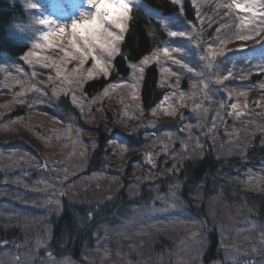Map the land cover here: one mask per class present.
<instances>
[{"label": "trees", "instance_id": "obj_1", "mask_svg": "<svg viewBox=\"0 0 264 264\" xmlns=\"http://www.w3.org/2000/svg\"><path fill=\"white\" fill-rule=\"evenodd\" d=\"M145 1L158 7L165 14L181 12L185 19L193 21L191 22L196 31L201 32L204 22L195 19L199 13V18H205L210 23L209 27L205 26L203 34L206 41L214 39L217 35L224 36L226 33L235 36L239 29L238 26L221 21L227 9L223 8V5L230 4L231 0H196L195 3L193 0H185V11H181V7L173 3V0ZM261 3H264V0H261ZM20 12L18 2L0 0V56L20 58L19 63L30 66L28 60L24 59L27 44L23 42L22 35L13 32L10 26ZM132 15L134 18L121 44V54L113 60L114 66L110 76L83 80L84 86L79 89L85 98L86 93L90 94L89 97L97 102V106L101 100L105 101L101 111L97 106L94 109V115L100 111L101 116L100 118L96 116L97 126L93 128V137L89 140L87 172L104 170L108 174L116 173L117 171L110 166L111 158L113 152L120 146H123L130 156L126 171L120 172L121 177L117 179H110L109 175L100 181L92 180L75 189H67L61 205L49 212L42 222L44 228L41 230L0 221L1 245L9 246L14 243L21 245L26 243V239L31 244L33 239L31 240L28 235L35 233L45 239L48 250L56 257H70L81 264H98L92 257V250L97 243L105 240L110 244L112 259L115 257L116 264H172L174 249L183 237L153 231L149 237L137 236L131 241L125 239L116 241L110 235L116 228L124 226L125 221L122 220L130 216L132 220L135 219L137 214L131 211L133 204L148 206L160 193L174 185L178 186L183 206L198 217L201 223L198 239L195 240L193 237L191 241H185L182 245L186 247L185 244L188 243L194 252L202 249L200 259L203 264H212L213 261L220 260L224 262L225 256L219 244V237L220 235L224 237L223 234L230 231L233 225L248 226L256 223L264 226V184L262 187L253 188L246 186L239 177H235L247 163H258L264 157V126L245 131L241 145L240 141L236 142L237 145L227 144L224 138L211 135L208 127L203 125L200 127L203 128L202 137L204 136L202 144L197 143L195 136L187 137L186 133H180L173 140L176 147H182L184 150L179 152L177 158L179 165L177 164L175 168H159L153 176L155 179H138L139 176H136L134 178L136 183L129 184L130 179L126 177V173L133 168L134 157L131 155L144 144L142 141L144 129L142 124L131 119L127 112L117 111L115 104H112L109 90L107 94L104 90L115 82L116 78L127 77L130 73L129 62H136L150 53L164 35L159 24L153 18L142 14L140 9L135 8ZM261 18L259 14L258 24ZM216 23L221 26L219 33ZM248 45L247 53L243 52L238 62L242 65L244 62H250L251 70H244L242 77H236L235 80L239 84L251 83L245 90L247 94L245 104L250 112L258 115L263 113L260 107L264 105L260 101H264V69L258 66L264 64V32L249 39ZM223 48L225 52L231 49L224 46ZM47 61L39 66L44 67ZM64 65L69 67L70 63L66 62ZM256 68L259 70L256 71ZM1 73L0 69V77ZM158 79L157 63L149 64L141 84L139 107L132 104L134 110L139 109V112L137 111L139 115L150 113L161 98L162 90L159 88ZM36 82L34 85H37ZM225 89L227 94L229 86L225 85ZM63 97L59 108L66 112V117L76 118V107L69 102L68 97ZM229 99H233V95ZM224 115L225 117L221 119L222 126L226 123L228 113ZM86 118L87 116L82 120ZM88 119L94 120L92 117ZM209 120L210 118L205 119L203 124ZM230 122L231 119L227 123ZM85 130L83 129L84 132ZM190 152L192 153L189 158L186 157ZM108 239H111V242H107ZM121 258H124V262Z\"/></svg>", "mask_w": 264, "mask_h": 264}, {"label": "rangeland", "instance_id": "obj_2", "mask_svg": "<svg viewBox=\"0 0 264 264\" xmlns=\"http://www.w3.org/2000/svg\"><path fill=\"white\" fill-rule=\"evenodd\" d=\"M12 1L18 2L21 7V12L15 16L13 24L10 25L11 30L16 31V33H23L34 28L38 19L48 18L52 21L55 20V24L66 25L65 34H67L70 32L71 23L68 18L78 11V7L75 6L74 10L64 15L67 11L60 6L55 9L58 12L61 10L60 13H50L42 18L37 12L38 7L35 8V11L28 7L30 4L38 6L35 0ZM75 2L80 7L85 8L83 13L76 16L75 19H80L83 14L94 11L91 7H87V0H75ZM43 4L45 10L49 9V3L46 0L43 1ZM163 21L167 25L169 33L172 31L187 32L189 30L179 29L173 24L179 23L185 26L176 16L166 18ZM49 30V28L41 29L30 38L32 44L37 42L42 45L40 50L31 51V47L28 46V48L31 52L36 53V56L41 58L43 62L48 60L47 65L49 66L43 73H54L55 86L64 89L65 87L69 88L62 79L64 77L63 61L65 58L64 51L61 50L62 48L65 51L68 50V41L63 37H52L50 38L51 46H48L47 42L40 40L39 37L41 32ZM191 43L192 41L181 42L180 44L163 42L159 52L162 53L163 47L179 48L181 52L178 53V57L173 54L175 58H184L189 53L191 58L194 54ZM181 55L182 57H180ZM18 60L17 58L4 59L3 56H0V69L2 70V77L0 78V221L3 220L7 224L17 223L21 226L41 230L44 228L42 222L47 218L49 212L60 203L64 191L75 189L88 181H100L109 175L110 179L120 178V172L126 171L130 156L126 151L122 152V148H117L116 152L112 154V164L110 165L117 171L116 173L108 174L104 170H98L92 171L89 175L84 174L88 153L85 136L91 137L93 135V128L97 126L96 116L100 118L101 112L99 111L98 114L94 115V111L92 117L94 120H87L89 132L87 131L88 133L80 136L78 134L80 127L73 123V120H69V125L64 119L58 118L63 117V114L56 117V114L53 113L59 111L58 104L51 106L52 110L47 109L43 104L48 96H56L54 84L37 86L34 85L35 78L32 80V75H36L34 70L43 62L37 63L34 59L29 67L22 62L19 63ZM162 60L163 67H167V57L163 56ZM69 62L72 72L80 67L78 60H69ZM182 62L194 68V65L192 63L190 65V61L187 59H182ZM92 64L88 66V69L92 67ZM58 68L61 69L60 75L57 74ZM139 69L134 81H130L132 86L130 97L134 101L138 87L137 82L142 76ZM194 98L195 94L190 93L187 87L173 85V88L165 92L160 101L157 111L161 113L164 119L158 121H181L180 117L186 116L185 112L191 110ZM77 101L81 103L79 99ZM128 103L129 101L125 99V104ZM206 109L207 106H204L198 113ZM165 110H174L175 114H168ZM85 111L87 110L84 109L83 112ZM244 113L240 106L236 110L230 109V117L234 120L248 119ZM86 116L87 114H82V118ZM154 116L157 115L145 116L142 121L147 125L148 122L154 121L151 120ZM89 117L91 116L87 118ZM76 119L81 118L76 116ZM213 120L214 118L210 129H212V133H218L217 124ZM69 126L72 128L69 129ZM241 127L239 124L232 123L230 127L224 130L222 136L234 143L240 141L241 145L244 136H242ZM67 131L70 132L67 133ZM201 134L202 131L197 132L196 137ZM168 135L172 138L175 134L168 133ZM46 138L48 140H45ZM161 139V137H155V139L151 138L146 141L153 145L154 141ZM167 149L165 145L158 151L164 152ZM141 153L142 149L138 148L131 155L134 157L132 160L133 168L126 173V177L130 179L129 184L136 183V179H134L136 176H139L138 179H155L150 167L157 163L155 161L157 154L150 152L143 156ZM149 154L152 157V162L148 160ZM235 177H239L246 186L261 187L264 182V160L259 161L258 165L247 163ZM134 211L137 214L135 219L132 220V216L124 219V226L116 228L110 237L116 241L121 239L131 241L137 236H152L154 232L175 234L180 238L183 237V240L177 242L172 264H201L202 249L194 252L192 251L193 247L188 246V243L185 244L186 247L182 245L185 241H191V236L195 240L198 239L197 234L201 232V223L198 217L191 214L183 206L177 185L169 187L160 198V204L150 208H137ZM30 230L32 231V229ZM223 235L224 237L222 235L219 237V244L225 259L220 264H249V261L253 264H261L264 262V252L253 251V249L264 248V243H262L264 226L256 223H251L248 226L246 224L233 225L230 231ZM28 236L31 240L33 239L31 244L27 239L26 243L21 245L16 243L9 246L0 244V264H81L70 257L56 258L48 253V246L42 236L35 233ZM107 242H111V239H108ZM109 245L105 240H101L100 244L97 243L95 249L92 250V257L98 264H116L115 257L112 259ZM121 261L124 262V258H121Z\"/></svg>", "mask_w": 264, "mask_h": 264}, {"label": "snow or ice", "instance_id": "obj_3", "mask_svg": "<svg viewBox=\"0 0 264 264\" xmlns=\"http://www.w3.org/2000/svg\"><path fill=\"white\" fill-rule=\"evenodd\" d=\"M177 0H173V3H176ZM195 3V0H194ZM87 4L91 6V9L94 11H89L87 14H83L80 19H72L70 23V32L65 34L66 25L55 24L54 21L44 18L39 20L40 25H46L50 29L49 31H43L40 34L39 39L47 42L48 46H51L50 38L52 37H63L68 41V50H64V63L69 60H78L80 67L73 70L71 77L65 76L66 80H69L73 83H81L83 77V65L86 61L91 58L93 61L92 67L87 70V78L92 79L94 76L102 74L105 77L110 75V71L113 69V60L116 56L121 54V42L125 39V33L128 31V22L130 20L131 7L128 0H87ZM108 5L107 14H101L100 5ZM30 8H37L36 4L28 5ZM223 7L231 9L235 8L241 13L246 14V19L240 21V28L235 33V38L240 40H249L258 36L261 32H264V3H261V0H231L230 4H225ZM183 11V9H181ZM257 13L262 17L257 23ZM199 18V13L197 14ZM53 26H55L53 28ZM118 29L119 31H113L112 28ZM221 31L220 28H217V32ZM195 33V34H194ZM171 37H189L192 41L195 42L196 46L199 48L201 54L199 59L201 61H206L205 67L217 68L216 73V84H223L224 81L229 80L233 76L231 68L226 70L224 75H219V72L223 71L220 68V65L223 64V61H217V57H226V53L223 47H214V45L219 42L220 45L227 43L233 36L228 35L227 33L224 36L217 35L214 39L210 41H205L202 38L200 32L195 31V26L189 28L187 32L181 31L176 32L172 31L169 33ZM207 45L206 48L203 45ZM33 48H41L40 43H33ZM181 49L179 48H169L163 47L162 54L164 57H167L172 61L173 64L180 66L181 68L187 69L188 72H192L193 69L188 66L187 63L182 62L180 58H175L173 53H180ZM30 57L35 58L37 63H42L43 60L36 56L34 52H28L24 57L25 60H28L29 63H32ZM47 59V58H43ZM149 57H145L141 64H147L149 62ZM152 59H159V54H154ZM45 67L49 65L45 64ZM260 68L264 69V64L258 65ZM132 68H136V65L133 64ZM139 71L143 73L144 68L140 67ZM161 73L177 76V82L179 76L176 72H172L170 68L161 67ZM57 74H61V69H57ZM203 75V73H200ZM114 87V85H109L108 88H105L104 92L107 94L109 88ZM208 84H204V89L207 90ZM183 96V93H181ZM75 101V97H73ZM231 108L236 110L238 108L237 104H232ZM168 114H175L174 110H165ZM152 114L156 115V109L152 110ZM239 115V113H238ZM198 143V142H197ZM125 151V149H121ZM149 162H152V157L149 154ZM175 168V165H173ZM262 243H264V236H262ZM253 251L264 252V248L259 250L253 249ZM212 264H220L218 261H213ZM249 264L253 262L249 261ZM264 264V262H261Z\"/></svg>", "mask_w": 264, "mask_h": 264}, {"label": "clouds", "instance_id": "obj_4", "mask_svg": "<svg viewBox=\"0 0 264 264\" xmlns=\"http://www.w3.org/2000/svg\"><path fill=\"white\" fill-rule=\"evenodd\" d=\"M109 6L108 5H104V4H101L100 5V8H101V14L103 15V14H107V8H108Z\"/></svg>", "mask_w": 264, "mask_h": 264}, {"label": "water", "instance_id": "obj_5", "mask_svg": "<svg viewBox=\"0 0 264 264\" xmlns=\"http://www.w3.org/2000/svg\"><path fill=\"white\" fill-rule=\"evenodd\" d=\"M161 126H162V124H158V123H156V124H151V125L149 126V129H151V130H156V129L160 128Z\"/></svg>", "mask_w": 264, "mask_h": 264}]
</instances>
